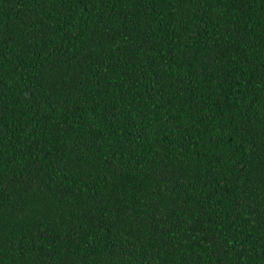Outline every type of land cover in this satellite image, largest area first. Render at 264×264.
<instances>
[{
  "label": "trees",
  "instance_id": "trees-1",
  "mask_svg": "<svg viewBox=\"0 0 264 264\" xmlns=\"http://www.w3.org/2000/svg\"><path fill=\"white\" fill-rule=\"evenodd\" d=\"M0 264H264V0H0Z\"/></svg>",
  "mask_w": 264,
  "mask_h": 264
}]
</instances>
